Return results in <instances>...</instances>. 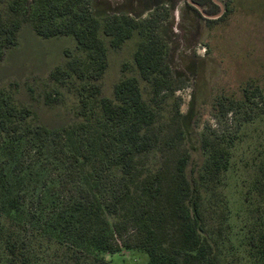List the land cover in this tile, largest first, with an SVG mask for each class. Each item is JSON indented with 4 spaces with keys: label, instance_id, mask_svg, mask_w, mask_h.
Listing matches in <instances>:
<instances>
[{
    "label": "trees",
    "instance_id": "obj_1",
    "mask_svg": "<svg viewBox=\"0 0 264 264\" xmlns=\"http://www.w3.org/2000/svg\"><path fill=\"white\" fill-rule=\"evenodd\" d=\"M27 2L0 0V61L25 23L42 38L72 36L83 59L66 52L49 78L80 82V111L51 129L1 92L0 264H111L105 254L122 248L143 249L146 264H222L203 204L205 190L227 169L228 151L222 136L203 134L206 160L200 175H188L183 116L177 105L164 115L165 93L178 88L157 32L167 17L157 10L168 2L145 5L155 11L141 19L130 11L102 15L108 10L90 0ZM135 34L141 38L133 53L136 76L114 83L111 98L101 96L104 38L119 48ZM244 97L264 94L255 87ZM56 101L45 93L46 105ZM229 109L222 106V114ZM246 196L248 254L264 264V156Z\"/></svg>",
    "mask_w": 264,
    "mask_h": 264
},
{
    "label": "rangeland",
    "instance_id": "obj_2",
    "mask_svg": "<svg viewBox=\"0 0 264 264\" xmlns=\"http://www.w3.org/2000/svg\"><path fill=\"white\" fill-rule=\"evenodd\" d=\"M90 1L108 10L102 15L130 11L136 19L155 11H146L145 5L159 2ZM170 1L169 7L157 10L167 12L157 32L164 44L165 63L178 88L165 93L164 115L177 105L183 116L185 142L191 151L189 176L200 175L207 157L202 149V135L224 139L227 169L216 186L204 192L206 229L210 239L219 243L222 264H261L258 257L248 254V227H243L249 219L250 201H246V194L264 156V98L245 100L244 94L255 87L264 94V0H219L220 7L208 9L214 14L222 9L213 21L203 18L186 0ZM32 2L28 0L27 7ZM205 4L211 5L210 1ZM109 39L104 38L108 67L100 83L101 96L111 98L114 83L123 76H136L133 53L141 38L135 34L119 48H112ZM66 52L83 59L72 36L42 38L25 23L18 32L17 44L0 61V94H11L16 105H27L35 113V120L51 129L72 122L80 111L76 89L80 82L61 79L56 84L49 78L52 69L66 62ZM48 91L58 101L46 105L44 95ZM222 106L230 107L226 115L222 114ZM89 107L95 112L92 118L96 117L98 101H90ZM219 197L221 202L216 208ZM105 257L111 264H146L148 260L146 251L138 248H122Z\"/></svg>",
    "mask_w": 264,
    "mask_h": 264
},
{
    "label": "flooded vegetation",
    "instance_id": "obj_3",
    "mask_svg": "<svg viewBox=\"0 0 264 264\" xmlns=\"http://www.w3.org/2000/svg\"><path fill=\"white\" fill-rule=\"evenodd\" d=\"M210 1L211 5L210 6H206V2ZM189 7L193 8L194 10H196L203 18H206L209 21H213L215 19L219 18L220 15V11H222V9L219 10V12L217 14H214L213 10H208L211 9V7H217V6H221V2L219 0H186L185 2ZM214 14V15H211Z\"/></svg>",
    "mask_w": 264,
    "mask_h": 264
},
{
    "label": "crops",
    "instance_id": "obj_4",
    "mask_svg": "<svg viewBox=\"0 0 264 264\" xmlns=\"http://www.w3.org/2000/svg\"><path fill=\"white\" fill-rule=\"evenodd\" d=\"M160 1H161V0H160ZM163 1H166V2H168L169 5H171V3H170L171 1H170V0H163ZM156 5H157V4H155V6H156Z\"/></svg>",
    "mask_w": 264,
    "mask_h": 264
}]
</instances>
